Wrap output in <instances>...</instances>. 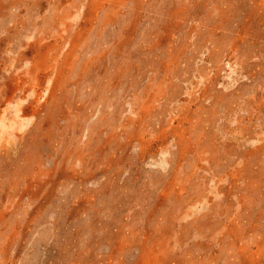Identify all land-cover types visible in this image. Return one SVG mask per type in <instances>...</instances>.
<instances>
[{"label": "rangeland", "instance_id": "374dc122", "mask_svg": "<svg viewBox=\"0 0 264 264\" xmlns=\"http://www.w3.org/2000/svg\"><path fill=\"white\" fill-rule=\"evenodd\" d=\"M0 264H264V0H0Z\"/></svg>", "mask_w": 264, "mask_h": 264}]
</instances>
